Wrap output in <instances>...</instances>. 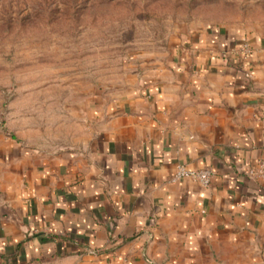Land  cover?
I'll return each mask as SVG.
<instances>
[{"label": "crops", "instance_id": "1", "mask_svg": "<svg viewBox=\"0 0 264 264\" xmlns=\"http://www.w3.org/2000/svg\"><path fill=\"white\" fill-rule=\"evenodd\" d=\"M164 45L85 88L63 145L0 146V264H264V23Z\"/></svg>", "mask_w": 264, "mask_h": 264}, {"label": "rangeland", "instance_id": "2", "mask_svg": "<svg viewBox=\"0 0 264 264\" xmlns=\"http://www.w3.org/2000/svg\"><path fill=\"white\" fill-rule=\"evenodd\" d=\"M196 20L264 23V0H0V146L63 145L85 88Z\"/></svg>", "mask_w": 264, "mask_h": 264}, {"label": "built area", "instance_id": "3", "mask_svg": "<svg viewBox=\"0 0 264 264\" xmlns=\"http://www.w3.org/2000/svg\"><path fill=\"white\" fill-rule=\"evenodd\" d=\"M251 52V47L247 40H244L239 48V53L244 55H249ZM246 76L250 77V73H247ZM245 174L250 178L255 180L264 179V159H260L256 164L249 165L245 168ZM177 179L189 178L204 187H209L212 183V180L215 176V171L210 167H201V168H189L186 165H179L176 171Z\"/></svg>", "mask_w": 264, "mask_h": 264}]
</instances>
